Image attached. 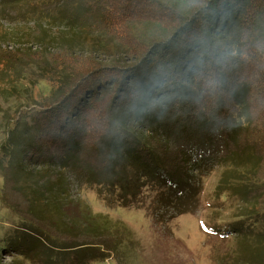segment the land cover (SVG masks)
<instances>
[{
  "label": "trees",
  "instance_id": "obj_1",
  "mask_svg": "<svg viewBox=\"0 0 264 264\" xmlns=\"http://www.w3.org/2000/svg\"><path fill=\"white\" fill-rule=\"evenodd\" d=\"M19 25L29 43L9 48ZM0 64L1 92L50 79L0 143L13 252L84 264L129 245L125 223L71 198L66 171L138 207L215 166L233 263L264 264V0H0Z\"/></svg>",
  "mask_w": 264,
  "mask_h": 264
},
{
  "label": "rangeland",
  "instance_id": "obj_2",
  "mask_svg": "<svg viewBox=\"0 0 264 264\" xmlns=\"http://www.w3.org/2000/svg\"><path fill=\"white\" fill-rule=\"evenodd\" d=\"M29 26L32 25H19L18 36L10 39V42H6L5 38L4 43H8L9 48L27 43L29 39L24 37V29H32L27 28ZM14 49L19 47L11 50ZM59 54L62 53H54ZM46 80H50L48 76L43 79L29 78L26 87L10 92H1L0 89V143L6 136L8 124L15 118L18 106L27 102L32 91L36 98L41 93L40 88L42 91L48 90L44 82ZM219 172L215 166L205 167L201 172L203 175L197 179L199 181L196 182L195 191L185 197L175 200L164 198L156 203L158 192L146 188L138 198L140 206L116 207L111 203V198L98 194L96 186L85 182L80 173L66 171L69 182L66 183V188L72 199L82 201L83 206H88L93 213L125 223L131 231L126 249L119 253L110 251L104 254V258L89 260L84 264H238L233 263V254L230 252L233 248L230 240L232 235L224 221L219 219L231 217L230 204L225 202L222 206L211 199ZM175 193L177 192L170 190L167 195ZM1 200L0 264H43L37 260L28 261L29 259L13 252L18 237L17 231L13 229L17 220ZM72 211H75L74 208ZM218 229L226 233V238L222 239L215 234ZM69 258L77 256L75 253L60 255L54 264H69Z\"/></svg>",
  "mask_w": 264,
  "mask_h": 264
}]
</instances>
